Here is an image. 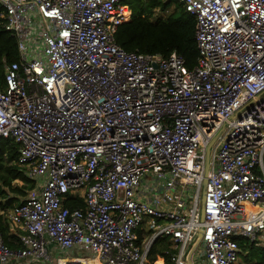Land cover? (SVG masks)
Here are the masks:
<instances>
[{
	"label": "built area",
	"instance_id": "2783aa9c",
	"mask_svg": "<svg viewBox=\"0 0 264 264\" xmlns=\"http://www.w3.org/2000/svg\"><path fill=\"white\" fill-rule=\"evenodd\" d=\"M178 1L196 20L193 68L124 49V0H0L19 52L0 142L36 181L0 264H155L161 239L173 264H241V240L264 243V0Z\"/></svg>",
	"mask_w": 264,
	"mask_h": 264
},
{
	"label": "trees",
	"instance_id": "16d2710c",
	"mask_svg": "<svg viewBox=\"0 0 264 264\" xmlns=\"http://www.w3.org/2000/svg\"><path fill=\"white\" fill-rule=\"evenodd\" d=\"M133 10L130 21L118 28L116 41L128 51H139L144 54H161L168 57L172 52L182 55L189 68L197 63L198 48L195 38L196 20L186 12L183 3L178 0H124ZM174 5L175 10L165 18L152 20L158 11L166 12ZM3 7L0 4V15ZM19 59L18 45L4 28L0 16V88H5L6 65ZM19 145L12 140L0 142V231L6 243L13 249L21 247L18 235L12 231L8 220L10 210L27 196V191L36 187V181L30 178L25 168L18 162ZM21 181L23 185L18 184ZM74 206H83L81 197L71 199ZM241 261L247 264H264V243L240 242ZM155 247V246H154ZM164 264H173L170 255L161 253ZM156 264H162L159 258Z\"/></svg>",
	"mask_w": 264,
	"mask_h": 264
},
{
	"label": "rangeland",
	"instance_id": "374dc122",
	"mask_svg": "<svg viewBox=\"0 0 264 264\" xmlns=\"http://www.w3.org/2000/svg\"><path fill=\"white\" fill-rule=\"evenodd\" d=\"M175 8L176 7L174 5H172L171 7L168 8V10L166 12L161 11V10L156 11L153 14V16H152V20L155 21V20H157L159 18L167 17L169 14H171L175 10ZM147 178H149V177H147ZM16 182H19L18 184L23 185V183L21 181H16ZM31 192L32 191H27V195L30 194ZM201 201H202V198H201ZM189 206H191V200H190V205ZM200 206H202V205H200ZM247 208H248L249 216H252L254 214V208L250 204L247 205ZM11 228H12V230L14 229L12 225H11ZM154 246L155 247H153V249H152V253H151L150 259H152L153 262L156 264L157 260H159V258H161L162 259V264H163L164 263V258L161 255V253H163L164 250L170 249V247L172 245H170V243L167 242L166 240L161 239L158 242H156ZM76 254L84 255V254H79V253H76ZM72 263L73 264H89L87 258H85V259H73ZM241 264H247V263L241 261Z\"/></svg>",
	"mask_w": 264,
	"mask_h": 264
},
{
	"label": "crops",
	"instance_id": "0c3cea01",
	"mask_svg": "<svg viewBox=\"0 0 264 264\" xmlns=\"http://www.w3.org/2000/svg\"><path fill=\"white\" fill-rule=\"evenodd\" d=\"M11 225H12V224H11ZM12 226H13V225H12ZM13 228H14V229H13L12 231H13L15 234L18 235L19 229H18L17 227H15V226H13ZM71 256H75V257H76L77 255H76V253H75V254H72ZM91 259H92V258H91ZM163 264H164V263H163Z\"/></svg>",
	"mask_w": 264,
	"mask_h": 264
},
{
	"label": "bare ground",
	"instance_id": "6f19581e",
	"mask_svg": "<svg viewBox=\"0 0 264 264\" xmlns=\"http://www.w3.org/2000/svg\"><path fill=\"white\" fill-rule=\"evenodd\" d=\"M87 260H88V263H89V264H99L98 261L95 260V259H91V258L88 259V258H87Z\"/></svg>",
	"mask_w": 264,
	"mask_h": 264
},
{
	"label": "water",
	"instance_id": "95a60500",
	"mask_svg": "<svg viewBox=\"0 0 264 264\" xmlns=\"http://www.w3.org/2000/svg\"><path fill=\"white\" fill-rule=\"evenodd\" d=\"M211 146H212V144L209 145L208 150H207V152H208V159H209V155H210ZM203 199H204V196H203ZM201 232H202V230L200 231V233Z\"/></svg>",
	"mask_w": 264,
	"mask_h": 264
}]
</instances>
